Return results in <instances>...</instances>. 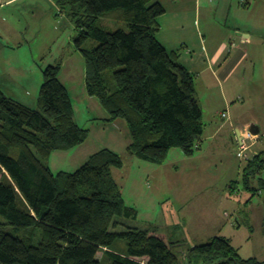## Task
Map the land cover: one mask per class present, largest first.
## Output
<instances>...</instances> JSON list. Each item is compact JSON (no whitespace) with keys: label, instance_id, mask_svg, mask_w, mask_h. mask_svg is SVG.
<instances>
[{"label":"trees","instance_id":"1","mask_svg":"<svg viewBox=\"0 0 264 264\" xmlns=\"http://www.w3.org/2000/svg\"><path fill=\"white\" fill-rule=\"evenodd\" d=\"M54 1L79 32L75 44L85 58L88 94L109 112V121L128 125L127 152L156 165L173 149L193 156L207 125L195 75L157 38L165 6L155 0ZM115 11L126 28L110 31L101 20ZM89 41L98 46L88 47ZM61 69L44 70L38 108L0 89V264H102L106 257L112 264H181L175 250L181 241L116 220L138 219L113 174L124 166L120 154L103 149L77 171L58 174L44 161L89 139ZM263 169L260 153L248 159L244 176L249 182ZM260 185L255 192L264 194V180ZM184 264L264 261L244 259L230 239L218 236L189 249Z\"/></svg>","mask_w":264,"mask_h":264},{"label":"rangeland","instance_id":"2","mask_svg":"<svg viewBox=\"0 0 264 264\" xmlns=\"http://www.w3.org/2000/svg\"><path fill=\"white\" fill-rule=\"evenodd\" d=\"M191 1L186 3L191 5ZM251 2V9L245 10L238 0H224L221 7L220 2L202 0L201 27L210 21L216 25L214 32L218 35L227 19L228 31L241 41L233 26L238 19L243 30L251 33L252 41L249 59L226 85L233 98L231 103L219 106L221 97L218 90L212 91L215 79L208 71L197 81V94L208 132L213 124H224L222 113L228 116L225 121L256 120L255 125L262 126L263 131L249 157L262 153L264 159V1ZM190 12L194 17L195 7ZM120 13L115 11L102 18L101 25L110 31L126 28L115 19ZM78 35L76 24L54 0H0V89L7 97L38 108L44 70L61 65L60 79L72 96L76 120L89 131L85 144L44 159L53 172H75L94 154L110 149L124 160L123 168L114 169L113 174L126 203L138 211L137 220L118 217L117 221L142 229L157 228L172 241H181L175 249L181 264L189 249L218 236L230 239L244 259L264 261V194L255 192L264 180V169L257 177L250 176L249 182L246 180L248 160L238 158L234 129L225 127V147L211 151L209 156L201 157L197 152L189 157L181 149H173L162 165L132 156L126 149V122L120 120L118 125L107 120L109 112L87 92L86 62L75 44ZM87 46L97 47L98 42L89 41ZM118 244L126 248L125 241L119 240ZM100 257L104 259L102 254ZM102 264L112 263L106 257Z\"/></svg>","mask_w":264,"mask_h":264},{"label":"crops","instance_id":"3","mask_svg":"<svg viewBox=\"0 0 264 264\" xmlns=\"http://www.w3.org/2000/svg\"><path fill=\"white\" fill-rule=\"evenodd\" d=\"M212 1L220 2V7L224 4V0H211V2ZM161 3L166 8V14L160 18L161 30L157 35L158 40L163 44L167 51L176 53L181 64L195 75L196 91L197 81H199L202 78V75L208 71L213 74L215 79L213 80L215 86L211 87L212 91L214 92L215 90H218L221 97L220 103L222 104L219 106L222 107L223 105L231 103L233 98L231 99L226 85L232 78H234L235 73L249 59L250 50L248 46L251 45L250 42L252 41V35L250 36L251 33L248 30H243L244 28H242V24H238V19H236L237 21L233 26L235 27L234 29L239 31L237 36L242 37L241 41L233 38L231 30L228 31L229 20L227 19L224 24L221 25L220 34L218 35L214 32V26L216 25H213L210 21L201 27L199 17L202 0H193L191 1V5L186 3V0H171V3L168 5L161 0ZM238 3L242 4L246 8L245 10L251 9L252 7L251 0H238ZM192 6L195 7L194 17L190 12ZM227 15L229 16L228 19H230V15L228 13ZM183 50L186 51L183 52ZM226 65L228 68L222 73V69ZM236 80L238 81V79ZM196 97L200 104L197 93ZM212 97L215 99L214 95ZM212 97L210 99H212ZM220 117L222 118V116ZM106 119L109 120L110 117ZM225 119L226 118H222L224 124L220 126L216 127L214 126L215 124H213L210 132L207 131L206 126L204 137L200 143V149L197 152L201 153L200 156L203 157L202 155L209 156V153L213 150H215L214 152H217L223 149L227 142L226 133H224L226 132L225 127L230 125V127L234 129V132H236L235 136L238 145V158L245 160L244 154L249 157V151L242 153V142L245 141L244 143L252 148L257 144L256 142L259 136L262 135L263 128L261 126L260 134L252 140L249 139L247 134L250 127L257 124L256 120H249L248 122H233L225 121ZM119 121L120 120H117L113 122V124L119 125ZM126 126L128 130L127 137L129 139L126 146L127 149L131 143V137L129 135L127 123ZM238 131L241 132V135L237 134ZM248 141H252L253 143L249 144Z\"/></svg>","mask_w":264,"mask_h":264},{"label":"built area","instance_id":"4","mask_svg":"<svg viewBox=\"0 0 264 264\" xmlns=\"http://www.w3.org/2000/svg\"><path fill=\"white\" fill-rule=\"evenodd\" d=\"M221 115L224 118H227L228 117L226 113H222ZM247 135H248L249 139H252V140L255 139V137H256L253 134H251L250 131L248 132ZM250 149H251V147L249 145L245 144L244 141H243L242 142V146H241L242 153H246L247 151H250ZM244 158H245V160H248L249 159V157H247L246 154H244Z\"/></svg>","mask_w":264,"mask_h":264},{"label":"water","instance_id":"5","mask_svg":"<svg viewBox=\"0 0 264 264\" xmlns=\"http://www.w3.org/2000/svg\"><path fill=\"white\" fill-rule=\"evenodd\" d=\"M249 131L251 132V134H253L254 136H257L260 134V128L257 125H253L250 127ZM238 135H241V132L238 131L237 132Z\"/></svg>","mask_w":264,"mask_h":264},{"label":"bare ground","instance_id":"6","mask_svg":"<svg viewBox=\"0 0 264 264\" xmlns=\"http://www.w3.org/2000/svg\"><path fill=\"white\" fill-rule=\"evenodd\" d=\"M244 138V137H243ZM245 142V141H244Z\"/></svg>","mask_w":264,"mask_h":264}]
</instances>
